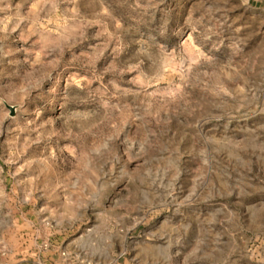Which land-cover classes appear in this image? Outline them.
Returning <instances> with one entry per match:
<instances>
[{"label": "rangeland", "instance_id": "1", "mask_svg": "<svg viewBox=\"0 0 264 264\" xmlns=\"http://www.w3.org/2000/svg\"><path fill=\"white\" fill-rule=\"evenodd\" d=\"M0 264H264V0H0Z\"/></svg>", "mask_w": 264, "mask_h": 264}]
</instances>
